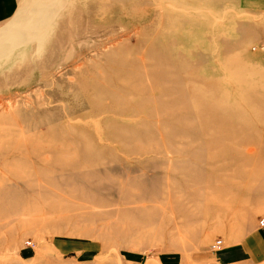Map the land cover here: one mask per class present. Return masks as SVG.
I'll list each match as a JSON object with an SVG mask.
<instances>
[{
	"label": "rangeland",
	"instance_id": "rangeland-1",
	"mask_svg": "<svg viewBox=\"0 0 264 264\" xmlns=\"http://www.w3.org/2000/svg\"><path fill=\"white\" fill-rule=\"evenodd\" d=\"M40 10L0 59V264H264V0H18L0 46Z\"/></svg>",
	"mask_w": 264,
	"mask_h": 264
},
{
	"label": "crops",
	"instance_id": "crops-1",
	"mask_svg": "<svg viewBox=\"0 0 264 264\" xmlns=\"http://www.w3.org/2000/svg\"><path fill=\"white\" fill-rule=\"evenodd\" d=\"M17 7H18V0H0V23L12 17L16 12ZM258 236L260 235H257L254 232L249 233L248 236L246 237V244L249 247L250 251L253 253V255L257 257V259H262L264 258V247L260 242ZM229 251L232 255L239 253L238 248L237 249L232 248Z\"/></svg>",
	"mask_w": 264,
	"mask_h": 264
},
{
	"label": "bare ground",
	"instance_id": "bare-ground-1",
	"mask_svg": "<svg viewBox=\"0 0 264 264\" xmlns=\"http://www.w3.org/2000/svg\"><path fill=\"white\" fill-rule=\"evenodd\" d=\"M40 11L37 14H35V15H31V18H29V17H25V18L21 17V20L19 21L20 25H18L19 26V31L18 32L20 33V35L18 34V32H16V33L10 35V36H12L14 38H11L10 36H9L10 38L9 37L7 38V36L4 38L5 43H3V44H11V45H2V46H0V59L4 58V57L7 58L6 57L7 54L5 53V51L16 47L15 45L18 44L19 42L22 41V43H24L29 38H36V40L39 39V38H42L41 35L43 34V31H45V30L43 28H38L39 26L36 27V28L34 26V28H28L26 30L23 29V28L26 27L25 26V23H27L26 20H28V19L30 20L31 19L30 22H32V20H38L40 18L41 19L43 18L44 12L42 10H40ZM20 30H22L23 32H20ZM22 43H20V44H22ZM20 44H18V45H20Z\"/></svg>",
	"mask_w": 264,
	"mask_h": 264
},
{
	"label": "built area",
	"instance_id": "built-area-1",
	"mask_svg": "<svg viewBox=\"0 0 264 264\" xmlns=\"http://www.w3.org/2000/svg\"><path fill=\"white\" fill-rule=\"evenodd\" d=\"M259 225H262L263 224V219H259L258 221ZM220 246V240L219 239H216L213 244H212V248L213 249H218Z\"/></svg>",
	"mask_w": 264,
	"mask_h": 264
}]
</instances>
